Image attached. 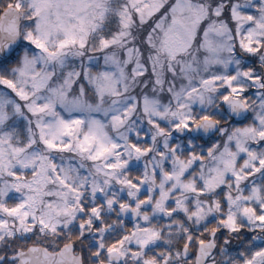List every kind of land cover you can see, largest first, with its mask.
Instances as JSON below:
<instances>
[{
    "label": "snow or ice",
    "instance_id": "obj_1",
    "mask_svg": "<svg viewBox=\"0 0 264 264\" xmlns=\"http://www.w3.org/2000/svg\"><path fill=\"white\" fill-rule=\"evenodd\" d=\"M0 264H264V0H0Z\"/></svg>",
    "mask_w": 264,
    "mask_h": 264
}]
</instances>
